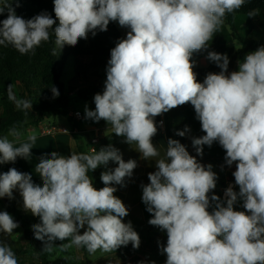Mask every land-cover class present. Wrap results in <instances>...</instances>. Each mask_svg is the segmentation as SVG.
Segmentation results:
<instances>
[{
  "label": "clouds",
  "instance_id": "obj_1",
  "mask_svg": "<svg viewBox=\"0 0 264 264\" xmlns=\"http://www.w3.org/2000/svg\"><path fill=\"white\" fill-rule=\"evenodd\" d=\"M250 2L53 0L55 18L43 11L25 19L13 7V3L19 7L20 0H0V16L7 12L0 20V45H11L21 54L49 41L50 29L60 50L76 46L89 34L107 31L110 22L128 29L110 50L104 90L94 95V109L85 106L86 120L105 121L148 160L159 156L153 143L158 132L154 118L191 104L205 133L192 139L197 154L203 155L204 145L218 142L226 164L235 163L232 175L239 191L230 185L222 201L210 195L218 179L213 166L198 162L180 141L168 139L164 158L148 173L149 183L140 186L142 202L151 214L148 223L167 233L166 246L160 245L165 264H264V46L249 52L231 73L229 57L209 51L206 58L221 71L209 72L203 82L197 79L192 59L194 53L207 51L226 14ZM255 15L257 10L248 13ZM51 92L53 98L60 94L55 86ZM9 98L17 108L33 107L31 101L17 100L11 85ZM187 131L186 126L176 134L183 137ZM22 135L13 127L0 137V165L31 158L37 136L30 133L22 140ZM110 162L117 166L108 168ZM100 166L107 170L100 176L104 187L96 189L89 172ZM137 166L136 160L125 161L111 144L68 156L53 151L35 165L42 185L14 167L0 172V198L11 200L13 191H19L24 210L39 217L31 228L46 250L56 240L68 241L62 248L75 245L89 254L116 251L129 243L138 249V233L130 221L124 222L129 210L114 195V185L125 186ZM238 200L244 211L235 210ZM18 227L7 211H0V233L12 234ZM0 264H18L11 247L3 243Z\"/></svg>",
  "mask_w": 264,
  "mask_h": 264
},
{
  "label": "trees",
  "instance_id": "obj_2",
  "mask_svg": "<svg viewBox=\"0 0 264 264\" xmlns=\"http://www.w3.org/2000/svg\"><path fill=\"white\" fill-rule=\"evenodd\" d=\"M13 7L16 14L25 19H31L43 11L55 18L53 0H30L28 4H20L19 7H16L15 3H13ZM251 10H257V15L248 16ZM6 16L7 12L0 16V20L6 18ZM49 32V41L42 42L34 52L27 54L19 53L11 45H0V137L8 134L9 129L13 127L21 131L28 127L38 126L54 116H61L72 123L69 117V96L62 78L65 63L69 59H73L76 62L80 58H90L98 68L108 62L110 50L116 46L118 40L123 39L117 26L110 22L107 31H97L94 37L89 34L88 39L79 40L76 46L65 45L60 50L55 45L54 30L50 29ZM214 35L218 36L216 52L226 54L229 60L236 55L243 58L249 52L264 46V0H251L250 3H246L241 9L226 14L223 26ZM54 49H56L55 55L53 54ZM194 71L197 77H206L209 72L219 73L221 69L210 61L208 66L198 67ZM75 72L78 75L82 73L86 78L88 77L85 66L75 64ZM93 75H95V80L91 81V84L88 83L86 88L79 89L76 93L81 100L91 103H94L95 94L103 92L106 80V74L99 70L94 71L91 77ZM9 85H11V94L17 100H28L33 103L32 109L17 108L14 100L9 98ZM52 86L58 89L60 93L58 97L53 98ZM163 116L167 140L169 138L178 140L187 148L186 136L188 131L183 137L176 134L178 131H184L186 126L189 128L187 113L174 108L164 113ZM72 136L79 153L90 152L91 137L87 140L82 134H72ZM119 138L111 132L102 141L100 140L98 146H107ZM101 172H103L102 166L95 171L89 172L93 186L96 189L104 187L100 179ZM231 177L235 181L234 176ZM224 185L222 184L221 186L223 187ZM114 195L120 198L123 197V195L116 192ZM217 196L221 198L220 192ZM6 201L7 212L18 222L22 229L23 242L32 253L38 256L40 264H49L52 248L51 250H46L44 243L34 238L31 228L33 224L40 222L39 217L26 213L8 198ZM139 207L149 228H154L148 223L149 219H151V214L147 212L144 203L141 202ZM209 211H212L211 207ZM161 237L163 245L166 246V231L162 230ZM140 262L144 264L143 258L140 255H136L131 257L127 264H140Z\"/></svg>",
  "mask_w": 264,
  "mask_h": 264
},
{
  "label": "crops",
  "instance_id": "obj_3",
  "mask_svg": "<svg viewBox=\"0 0 264 264\" xmlns=\"http://www.w3.org/2000/svg\"><path fill=\"white\" fill-rule=\"evenodd\" d=\"M232 71H237L236 66L233 65L232 62H229L228 72L231 73ZM197 79L198 81L203 82L205 77H197ZM175 109H180L187 113L190 131H188L186 136V149L189 154L196 157L198 162L202 163L205 166L211 164L213 166L212 168H219L220 172H223V175L228 179V175L236 170V165L235 163H233V165L231 166H228L226 164L225 150L219 145L218 142H214L211 147L204 145L202 156L197 154L196 149L192 144L193 138H198L205 134L201 130V124L199 120L196 119L194 107L191 104H185L182 106H178ZM52 118H50L48 121H45L44 123L39 124L38 126L28 127L20 131L23 134L21 137L22 140H26L27 135L30 133L35 134L37 136V139L33 144V149L31 150L32 156L30 159L18 157L15 163H6L0 165V172H7L9 168L14 167L20 172L30 173L32 175L33 182L42 185V180L40 176L35 172V165L39 162V158L42 155L46 153H51L53 151L65 156L70 155L71 152L79 153L75 144V140L72 134L70 133L71 126L69 124L59 125L58 122L56 125H54L52 122ZM162 118L164 119L163 114L154 118L158 126V132L157 135L153 138V143L157 147L159 156L150 157L148 158V160L143 159V157L139 153L138 146L135 143L131 145L125 143L123 137H120L117 141L111 144L121 151L123 159L125 161L129 159H134L137 161L138 165L134 169L132 177L129 178V182L125 186L121 187L120 185H114L117 188L116 192L123 195L121 200L129 210V215L124 218L125 223L130 221L133 225L135 224V221H138V219L143 218L142 212L138 210V205L142 200V188L140 186L141 184L149 183L148 173L154 172L156 170L155 162L161 158H164L165 156L168 140L165 136V124H160V120ZM50 126H55L56 128L62 131H58L52 135H44V129H47ZM9 139H13V137L9 136ZM100 148L101 147L96 146L97 151H99ZM116 166L117 165L115 163L110 162L108 168L114 169ZM102 168L104 172V166H102ZM212 194H214V191L210 195ZM13 197V199L9 200L15 203L19 208L24 210L23 200L18 190L13 191ZM6 199L7 197H5V199L0 198V211H7ZM26 213L31 214L30 212ZM19 227L16 228L14 231H19V234L22 235V229L21 227ZM14 237V232L12 234L0 233V243L9 242L10 240L14 241Z\"/></svg>",
  "mask_w": 264,
  "mask_h": 264
},
{
  "label": "rangeland",
  "instance_id": "obj_4",
  "mask_svg": "<svg viewBox=\"0 0 264 264\" xmlns=\"http://www.w3.org/2000/svg\"><path fill=\"white\" fill-rule=\"evenodd\" d=\"M30 0H20V4H28ZM118 30L120 31L123 38L126 37L128 29L121 28L117 22H113ZM217 35L213 36V39L208 42V49L204 52L194 53L193 54V61L195 62L194 69L198 67H206L210 63V61L206 58L207 53L209 51L216 52V42H217ZM243 58H240L238 55L234 56L229 60L232 62L233 65L236 66V70H238V62H242ZM75 64L85 66L87 68L88 77L86 78L82 73L79 75L75 72ZM106 67L107 62L104 65L99 66L98 68L95 66L94 62L91 61L90 58H80L76 62L73 59L67 60L64 67L63 73V81L65 83L66 92L69 96L70 101V108L69 111H81L84 113L85 106L87 105L88 108L94 109L95 104L89 101L81 100L77 95V91L79 89H84L87 87L88 83H92L91 81L95 80V75L91 77V74L99 70L106 74ZM85 114V113H84ZM92 121V120H90ZM52 122L54 125H64L69 124L72 126V123L61 116H54L52 118ZM98 125L103 127L102 137L100 140L108 135L109 133L113 132L111 129V125H107L105 121L101 120L96 122ZM84 137L89 140L91 135L88 133H83ZM98 146V145H97ZM105 171L107 170L104 167ZM212 170L217 174V185L216 188L213 190L214 195L219 194L220 188L222 184H234V190L239 191L237 185H235V181L232 179V173L228 175V179L223 175V172H220L219 168H212ZM129 182V178H126L125 185ZM118 193V192H116ZM120 194V193H118ZM122 195V194H120ZM117 196V195H116ZM120 198L119 196H117ZM5 199V197H4ZM121 199V198H120ZM142 200L140 201V203ZM139 203V204H140ZM18 207V206H17ZM214 205L211 207L213 210ZM138 210L142 212L138 205ZM235 210L237 211H244L242 207V201H237L234 205ZM143 214V212H142ZM133 229L138 233L140 237V246L138 249H134L129 243L127 246H122L116 251L112 252H105L103 250H97L94 254H89L86 248L84 247H77L75 245L65 249L60 247L62 243H68V241H60L56 240L53 243V247L50 253L49 264H127L129 259L133 256L140 255L143 260L144 264H164L166 261V255L162 254L160 251V245H163L162 240V230L156 226L154 228H149L147 221L144 219H138L135 221V224L132 225ZM20 228V227H19ZM83 229L81 230V234ZM18 233V234H17ZM20 232L14 231V241L10 240L9 242H5L3 244L11 247L13 252L16 255L18 260V264H40V259L31 250L26 246L23 242L22 235L19 234Z\"/></svg>",
  "mask_w": 264,
  "mask_h": 264
},
{
  "label": "built area",
  "instance_id": "obj_5",
  "mask_svg": "<svg viewBox=\"0 0 264 264\" xmlns=\"http://www.w3.org/2000/svg\"><path fill=\"white\" fill-rule=\"evenodd\" d=\"M69 117L71 118L72 124H73L71 126L70 133L71 134H83V133L90 134L91 135L90 150L92 147L96 149V146L99 145L100 143V138L102 137V132L104 128L98 125L96 122L86 120L85 114L82 113L81 111H70ZM161 121L163 122V124H165V121L163 118L160 120V122ZM58 131H62V130L56 128L55 126H50L47 129H44L43 134L52 135ZM230 185L234 188L233 183L225 184L223 187L220 188V195H221L222 200H226L225 190Z\"/></svg>",
  "mask_w": 264,
  "mask_h": 264
}]
</instances>
